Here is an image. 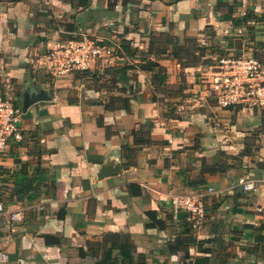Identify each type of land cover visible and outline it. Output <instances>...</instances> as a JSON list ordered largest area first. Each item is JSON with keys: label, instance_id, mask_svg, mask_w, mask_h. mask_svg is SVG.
Returning <instances> with one entry per match:
<instances>
[{"label": "crops", "instance_id": "0c3cea01", "mask_svg": "<svg viewBox=\"0 0 264 264\" xmlns=\"http://www.w3.org/2000/svg\"><path fill=\"white\" fill-rule=\"evenodd\" d=\"M80 34L113 49L91 65L108 87L47 70V52ZM152 35L176 44L146 55ZM263 40L264 0H0V95L21 107L23 135L0 158V264H122V246L129 264H264V186L239 185L263 174L262 114L221 107L203 64L183 66L201 45L211 61ZM41 89L49 98L24 110ZM104 164L119 171L100 178ZM210 186L193 230L177 197Z\"/></svg>", "mask_w": 264, "mask_h": 264}, {"label": "built area", "instance_id": "2783aa9c", "mask_svg": "<svg viewBox=\"0 0 264 264\" xmlns=\"http://www.w3.org/2000/svg\"><path fill=\"white\" fill-rule=\"evenodd\" d=\"M113 55V49L99 44L87 34L65 38L47 52L45 65L55 79L72 76L76 70H86L97 59L106 60ZM202 80L207 90L224 108L243 106L264 109V40L263 47L252 45L239 47L230 43L223 53L213 58L201 70ZM22 109L10 95H0V158L5 154L11 140H21L20 117ZM245 191H256L264 186L262 177L239 179ZM213 187L196 189L177 197L180 208L187 213V222L193 230H200L207 219L206 198L215 193ZM15 221H23L24 210L12 214Z\"/></svg>", "mask_w": 264, "mask_h": 264}, {"label": "trees", "instance_id": "16d2710c", "mask_svg": "<svg viewBox=\"0 0 264 264\" xmlns=\"http://www.w3.org/2000/svg\"><path fill=\"white\" fill-rule=\"evenodd\" d=\"M173 1L175 2V1H179V0H173ZM247 20H249L248 17L243 19V21L239 20V22L243 23V22H246ZM123 43H124V46L127 48V50L130 52V50L128 49L129 43H126V41H124V40H123ZM171 44H176V39L173 35H165L164 38H161V36L157 38L155 35H152L151 40H150V48L144 54H146V55L150 54L153 49L156 50L157 54H165L168 52ZM175 49H178V48H175ZM176 51H175V57L180 55L178 53V50H176ZM186 52L189 53V50L187 49ZM190 53L193 56H191V58L186 63H184L183 66H185V67L195 66L198 64H201V65L203 64V66H204L206 64L213 62V58L211 59V61H209V59H207V58H204L207 55L206 54L207 50H206V47H204L203 45H201L200 47H196L195 51H192ZM140 66L142 69L147 70V71L152 73V82L155 84V86H159V85L165 83V79L167 77V69L159 61L144 57ZM106 70L107 69H105L104 73H102L98 70H93L92 68H89L86 70H76L73 72L72 78H73V80H79V79H84V80H89V81L91 80L90 83L88 84L89 86L100 88L101 85L106 82V78L103 79L105 77L104 74L106 73ZM102 80H104V81H102ZM108 81H109V84L112 85V81L111 80H108ZM105 86L108 87V82H106L104 87ZM115 100L116 99L111 98L110 101L107 103V106L113 107V105H114L113 102ZM120 103H122V105L128 109L130 108V107H128V104H129L128 99L122 98V99H120ZM255 109H256V111H260L262 114V125H261V128L258 129V131H261L262 133H264V109H259L257 107ZM61 216H62V214H61ZM88 244L90 245L91 242H89ZM121 249H122L121 251L123 253V256L126 257V258H122L123 259L122 264H129L130 261L133 260V257L131 255L130 251H127L125 249V247H123V246L121 247ZM81 250L84 251L83 248ZM83 254H84V252H83Z\"/></svg>", "mask_w": 264, "mask_h": 264}, {"label": "water", "instance_id": "95a60500", "mask_svg": "<svg viewBox=\"0 0 264 264\" xmlns=\"http://www.w3.org/2000/svg\"><path fill=\"white\" fill-rule=\"evenodd\" d=\"M47 98H49V95L43 89H41L39 92L26 91L23 99V108L24 110H26L35 101ZM118 171L119 165H116V167H114L111 164H104L99 171V177L103 178L113 173H117Z\"/></svg>", "mask_w": 264, "mask_h": 264}, {"label": "rangeland", "instance_id": "374dc122", "mask_svg": "<svg viewBox=\"0 0 264 264\" xmlns=\"http://www.w3.org/2000/svg\"><path fill=\"white\" fill-rule=\"evenodd\" d=\"M71 77H72V76H71ZM84 81H85L84 79H79V80H78L79 84H82V82H84ZM73 86H74V84H73ZM73 86H72V87H73ZM72 89H73V88H71V90H72ZM77 89H78V87H77Z\"/></svg>", "mask_w": 264, "mask_h": 264}]
</instances>
